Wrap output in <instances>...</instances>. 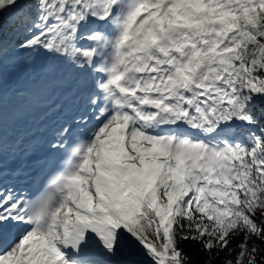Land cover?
<instances>
[{"label":"snow or ice","instance_id":"snow-or-ice-1","mask_svg":"<svg viewBox=\"0 0 264 264\" xmlns=\"http://www.w3.org/2000/svg\"><path fill=\"white\" fill-rule=\"evenodd\" d=\"M262 245L264 0H0V264Z\"/></svg>","mask_w":264,"mask_h":264},{"label":"rangeland","instance_id":"rangeland-1","mask_svg":"<svg viewBox=\"0 0 264 264\" xmlns=\"http://www.w3.org/2000/svg\"><path fill=\"white\" fill-rule=\"evenodd\" d=\"M263 251H264V245H262V246H261V251H260V252H258V254H257V255H258V257H259V256H260V255L263 253Z\"/></svg>","mask_w":264,"mask_h":264},{"label":"trees","instance_id":"trees-1","mask_svg":"<svg viewBox=\"0 0 264 264\" xmlns=\"http://www.w3.org/2000/svg\"><path fill=\"white\" fill-rule=\"evenodd\" d=\"M263 253H264V251H263Z\"/></svg>","mask_w":264,"mask_h":264}]
</instances>
